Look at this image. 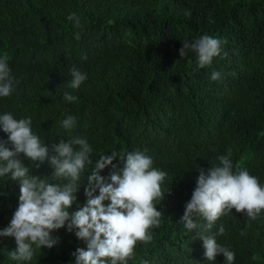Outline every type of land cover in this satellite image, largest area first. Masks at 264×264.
<instances>
[{
    "label": "trees",
    "instance_id": "16d2710c",
    "mask_svg": "<svg viewBox=\"0 0 264 264\" xmlns=\"http://www.w3.org/2000/svg\"><path fill=\"white\" fill-rule=\"evenodd\" d=\"M72 13L79 29L68 19ZM14 22L18 31L8 33ZM204 34L223 43L201 68L194 51L180 57L179 50ZM0 52L14 77L12 94L0 97V115L31 117L49 155L52 144L75 137L93 150L69 212L86 203L87 176L102 155L146 150L167 173L164 198L154 202L160 224L149 230L151 241L136 243L127 264H226L222 254L207 260L201 233L233 251V264H264V210L251 220L233 208L208 231L203 217L191 232L180 221L200 169L219 164L229 150L233 170L247 169L264 185V0H0ZM73 66L87 74L78 89L68 87ZM213 71L219 80L211 79ZM66 91L77 101H67ZM68 116L76 118L72 129L62 126ZM43 164L30 174L65 182ZM111 171L100 174L108 178ZM19 195V182L0 177V229ZM52 235L59 242L30 261L9 259L15 240L0 237V264H75L72 253L87 250L75 230Z\"/></svg>",
    "mask_w": 264,
    "mask_h": 264
},
{
    "label": "clouds",
    "instance_id": "9594fccd",
    "mask_svg": "<svg viewBox=\"0 0 264 264\" xmlns=\"http://www.w3.org/2000/svg\"><path fill=\"white\" fill-rule=\"evenodd\" d=\"M68 19L74 21L75 28H80L75 13ZM17 26L16 22L10 23L8 33H16ZM75 38L80 39L79 31ZM222 43L208 34L192 42L185 40L179 50L180 57L191 49L203 68L211 65L213 58L220 54ZM8 60L9 57L0 52V97H8L14 91ZM70 74L72 79L68 87L71 89H78L87 79V74L75 66ZM220 78V72H212L213 81ZM64 98L69 102L78 99L67 91ZM75 123L76 118L68 116L62 126L72 129ZM44 142L33 130L31 117L16 119L10 112L0 115V177L19 182L20 190L17 209L9 224L0 229V237L15 240L16 247L7 252L9 259L32 260L37 250L51 249L59 242L58 237H53V231L66 227L69 232L75 230L76 237L87 242V250L77 248L72 253L75 264H127L134 255L136 243L151 241L149 230L160 224L163 214L154 202L164 198L161 185L167 173L153 166L154 160L146 150L127 154L113 151L110 155H102L87 176L86 203L69 212L77 198L81 174L85 166L92 163L93 150L86 139L75 137L52 144L54 154L49 155ZM231 155L229 150L227 155L217 157L219 164L207 170L200 169L196 187L180 219L189 232L201 227L196 222L198 217L206 219L203 228L208 231L219 217L233 208L246 212L251 220L264 210V185L247 169L234 171ZM45 160L54 169L53 179L65 182L53 183L30 174L33 165L38 168ZM116 160L119 163H113ZM108 166L112 171L105 178L100 173ZM97 189L98 195L95 194ZM106 200L110 201L107 205L104 204ZM223 233L221 226L217 234ZM200 239L208 261H215L217 255L222 254L226 264H233L235 253L219 244L214 235L201 233Z\"/></svg>",
    "mask_w": 264,
    "mask_h": 264
}]
</instances>
